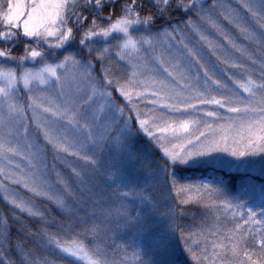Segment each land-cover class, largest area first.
Masks as SVG:
<instances>
[{
	"label": "snow or ice",
	"instance_id": "snow-or-ice-1",
	"mask_svg": "<svg viewBox=\"0 0 264 264\" xmlns=\"http://www.w3.org/2000/svg\"><path fill=\"white\" fill-rule=\"evenodd\" d=\"M148 2L146 10L145 0H0V43L11 45L0 58L15 64L0 65V198L9 205L0 214V249L17 252L0 264H118L96 238L113 218L126 227L157 211L146 189H128L111 156L115 148L139 160L140 134L161 153L154 182L178 198L167 210L171 225L179 228L190 202L211 214L195 231L180 228L196 264H264V207L245 210L251 198L229 195L223 179L177 175L192 163L247 168L248 158L264 156V0ZM22 39L32 43L12 55ZM73 41L76 50L55 55ZM105 149L111 183L146 211L121 203L97 216ZM243 184L264 204V183L245 176ZM13 226L24 239L12 237ZM131 260L152 264L139 248Z\"/></svg>",
	"mask_w": 264,
	"mask_h": 264
},
{
	"label": "trees",
	"instance_id": "trees-1",
	"mask_svg": "<svg viewBox=\"0 0 264 264\" xmlns=\"http://www.w3.org/2000/svg\"><path fill=\"white\" fill-rule=\"evenodd\" d=\"M123 2V0H121ZM149 7L148 0H145V9ZM107 14V8L105 9ZM173 15H178L173 13ZM90 19V18H89ZM161 23V21H157ZM77 31V41L79 39V32ZM77 41L72 42L70 50H76L79 45ZM32 43L30 40L22 39L15 48L12 49V55L20 56L24 53V45ZM3 46L9 47L11 45L0 43V48ZM51 52V51H49ZM65 50H60L55 53L56 56H63ZM51 57L52 55L49 54ZM99 65V63H97ZM135 148L141 154L139 160H128L122 157L119 152L113 148L111 156L115 157V163L118 168L128 176V189L137 188V190H145L144 194L150 196L155 201H158L157 211L148 213L142 220L137 222H130L126 227L121 226L120 223L113 218L108 227L101 232L100 236L96 238V243H100L109 251V255L115 253L112 258L118 261V264H135L131 260V252L134 248H139L143 257L151 260L152 264H196L191 254H189L184 247V240L180 236V228L187 233L195 231L200 227L205 216L208 217V223H211V214L203 205L190 202L183 205L184 212L177 217L180 221L179 228H174L167 215V210L170 206L174 207L178 198L175 194L169 195L167 185L162 181L154 182V178L158 177V173L153 172L156 165L159 163L161 153L152 145L148 139L140 134L134 140ZM108 150H104L103 157H100V164L98 165V172L95 177L96 183L100 189H104L103 199L99 200L96 205L97 216H100V208L110 209L113 213L121 203L127 204L130 208L137 211H146L148 205L141 204L138 197H123L125 188H117L111 183L110 171L108 169L109 162ZM51 158V155L49 156ZM251 158V157H250ZM252 165L247 168L228 167L223 164L220 166H213L210 163L197 162L183 166L177 172V175L183 177L185 181L196 182L202 180L212 181L213 177L223 179L229 195H240L241 199L250 197L249 203L245 205V210L248 206H253L254 210L264 207L259 200V191L243 192L244 188L243 178L247 176L252 184L259 185L264 183V174L261 173V168L264 166V156L257 155L252 157ZM116 192L118 195L110 196V193ZM37 204L45 205L57 217L61 216L60 211L54 205L48 204L46 200H37ZM9 212V205L0 198V214H7ZM92 207L89 206V213L91 214ZM239 213V209H237ZM246 218V217H245ZM231 219V217H229ZM25 220L30 224L38 223L37 220ZM231 227V223L228 224ZM12 237L24 239V237L17 232L15 226L12 228ZM29 246L31 240L28 241ZM127 250V251H126ZM9 258H17L15 249L8 253H3L0 249V261H7Z\"/></svg>",
	"mask_w": 264,
	"mask_h": 264
},
{
	"label": "rangeland",
	"instance_id": "rangeland-1",
	"mask_svg": "<svg viewBox=\"0 0 264 264\" xmlns=\"http://www.w3.org/2000/svg\"><path fill=\"white\" fill-rule=\"evenodd\" d=\"M209 2H211V0H209ZM232 2L235 4L236 0H232ZM117 8H118V5H117ZM117 14H118V12H117ZM78 30H79V29H78ZM78 30H77V31H78ZM71 46H72V43H71L69 46H67L65 49H63V50H65V52H66V51H71V50H70ZM3 47H4V48H9V47H11V46H9V47L3 46ZM49 51H50V50H49ZM49 54L53 55L52 51L49 52ZM21 55H24V53H21L20 56H21ZM60 57H62V56H60ZM34 63H35V62L27 61V62L25 63V66H27V67H32V66H34ZM0 65H3V66H13V67H15V64H14L13 62L4 61L3 58H0ZM96 68H97V71H99V65H98V64H96ZM26 97H27L26 90H24L23 88H21V96H20L21 101H22V102H26ZM146 138H147V137H146ZM147 139H148V138H147ZM148 141H149L152 145H154L149 139H148ZM154 146H155V145H154ZM88 154H91V153H88ZM219 155H220V156H223V157H227V159H229V160L235 159V158H233V157L228 156V154H226V153H220ZM248 159H251V160H252V157H251V158H248ZM204 163H205V162H204ZM219 164H222V163H214L213 166H215V165H216V166H220ZM223 165L228 166V167H231V168H233V167L236 166V165H231V166H229V165L226 164V163H223ZM236 167H238V166H236ZM238 168H244V167H243V166H240V167H238ZM228 194H229V193H228Z\"/></svg>",
	"mask_w": 264,
	"mask_h": 264
}]
</instances>
